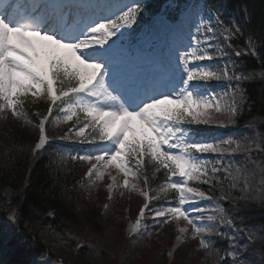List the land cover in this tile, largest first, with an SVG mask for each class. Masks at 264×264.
Masks as SVG:
<instances>
[{
  "label": "snow or ice",
  "instance_id": "obj_1",
  "mask_svg": "<svg viewBox=\"0 0 264 264\" xmlns=\"http://www.w3.org/2000/svg\"><path fill=\"white\" fill-rule=\"evenodd\" d=\"M220 16L199 0L184 8L170 0L155 13L147 0H0V117L10 113L38 129L33 156L51 148L61 163L69 157L86 163L82 181L89 188L107 178L110 201L124 190L142 195L127 228L131 243L175 222L174 249L199 237L214 264H264V246L245 258L255 239L264 241V226L246 230L230 215L242 210L241 201L264 202V166L253 159L264 153V133L241 140L203 130L236 125L249 100L244 85L264 80V39L249 35L243 47L235 45L247 21L226 24ZM159 27L181 38L158 51L145 46ZM242 56L256 59L258 68H246ZM38 100L47 108L33 113L37 123L26 104ZM67 123L62 135L49 134V126ZM56 141L86 150L66 157ZM149 168L153 179L163 171L155 187ZM19 212L12 208L13 223ZM213 233L228 242L223 255ZM88 247L90 256L103 250Z\"/></svg>",
  "mask_w": 264,
  "mask_h": 264
},
{
  "label": "trees",
  "instance_id": "obj_2",
  "mask_svg": "<svg viewBox=\"0 0 264 264\" xmlns=\"http://www.w3.org/2000/svg\"><path fill=\"white\" fill-rule=\"evenodd\" d=\"M211 1L225 5L228 8L226 12L232 15V19L242 23L247 21L244 23V36L234 40L235 45L243 47L245 38L249 35L264 39V0ZM240 60L245 63L246 68H258V61L251 56H242ZM246 89L249 100L245 103L244 113L239 120L255 122L264 132V80L256 79L247 83ZM3 133L6 137L0 142V226L12 208L19 207L20 212L13 226V239L5 242L0 234V264L31 263L35 259L39 260L37 258L47 257L44 239L38 235L40 228L49 229L59 237L68 236L66 224L57 212L61 211L64 203L68 208L65 206L63 211L70 208L69 203L74 205L72 199L76 197L80 169L65 166L60 168V162L54 159L49 148L46 153L39 152L33 156L29 147L33 145L23 135H17L13 131ZM50 210L55 212L54 217L47 216ZM262 217L264 218V214ZM78 251L79 256L93 264L95 260L88 259L90 250L87 247ZM50 264L59 263L50 260Z\"/></svg>",
  "mask_w": 264,
  "mask_h": 264
},
{
  "label": "rangeland",
  "instance_id": "obj_3",
  "mask_svg": "<svg viewBox=\"0 0 264 264\" xmlns=\"http://www.w3.org/2000/svg\"><path fill=\"white\" fill-rule=\"evenodd\" d=\"M162 28L159 27L153 34L163 38L162 31L165 32L167 29L162 30ZM170 40H172L171 37ZM168 44L169 41L166 38L161 42H157V40L153 41V38L149 37L145 41V46H151L157 51L165 48ZM42 103L43 100L37 101V109L34 112L38 111L41 115H44ZM9 115L11 116L10 113ZM12 118L15 119L14 117ZM6 128L8 130L14 129L15 132L21 133V128L16 125L13 128L11 123ZM58 130L64 132L63 128ZM3 132L2 118H0L1 143L6 137ZM31 133L28 132L26 138L31 137L34 139L35 132L31 131ZM255 134L256 132H253L248 137H255ZM244 137L239 139L242 140ZM237 156L235 157L237 163H242L243 154H237ZM253 159L264 166V153L254 152ZM248 167L251 169L253 165L250 164ZM256 177L259 178V175ZM107 182L106 178L103 182L91 188L87 186L88 182L86 180L81 182V184L80 181L77 183L76 197L72 199L75 206L69 203L70 208L67 211H63L62 208L67 207L64 203V206L60 209L61 211L57 212V214L61 215L64 224H66L68 236L59 237L49 229L40 228L38 235L39 237L41 236L42 240L44 239L45 244H43L46 246L47 259L49 260H36L32 264H50V260L57 261L59 264H90L85 257L82 258L78 255L79 251L75 248L77 243H81L83 247H88L89 244H92L97 246V248L103 249L98 256L94 253L91 257L88 256V259L92 258L95 261H100L101 264H208L205 259L209 256L204 249L198 246L199 237L190 239L184 245H179L175 249L173 248L176 242L175 237L178 234L176 229L174 242L161 229L158 230L156 227L152 230L151 236L145 234L142 239L134 237L132 239H137L139 242L136 244L131 243L127 228L129 222L135 220L139 208L142 206L143 197H132L135 195L134 192L124 190L123 196L116 193L114 199L110 201L105 188ZM249 202L253 204L256 211L264 209V202ZM106 203L110 204L108 210L104 208ZM255 213L257 214V212ZM181 222L183 224V221ZM146 223L151 225L152 221L149 219ZM259 235L264 236V232L263 235L260 233ZM257 240L259 241L260 239H255L254 241L257 242ZM194 248H197V250L194 251ZM169 251H173L172 257H169ZM246 258H253L252 254ZM255 259L259 260V257L257 256Z\"/></svg>",
  "mask_w": 264,
  "mask_h": 264
},
{
  "label": "bare ground",
  "instance_id": "obj_4",
  "mask_svg": "<svg viewBox=\"0 0 264 264\" xmlns=\"http://www.w3.org/2000/svg\"><path fill=\"white\" fill-rule=\"evenodd\" d=\"M246 86H247V84L244 85V87H246Z\"/></svg>",
  "mask_w": 264,
  "mask_h": 264
}]
</instances>
